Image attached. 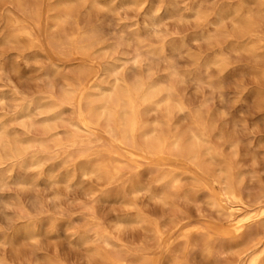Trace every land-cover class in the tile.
<instances>
[{"label": "clouds", "instance_id": "9594fccd", "mask_svg": "<svg viewBox=\"0 0 264 264\" xmlns=\"http://www.w3.org/2000/svg\"><path fill=\"white\" fill-rule=\"evenodd\" d=\"M46 2L29 0L23 25L28 31L13 29L8 36L0 32L3 38L0 60L7 52L17 51L19 55L13 57L16 65L22 61L26 69L57 68L51 58L26 55L39 50L35 41L22 45L18 39L19 35H39L33 28ZM190 2L193 7H187L189 0H185L184 11L201 22L202 31L194 34L191 45L181 41L174 47L171 58L160 53L169 76L167 98L185 123L196 122L197 133L189 128L186 135L198 134L209 155H220L227 147L229 154L235 156L243 146L242 137L250 134L246 117L264 113V0ZM72 7L85 10L81 21L88 25L91 10L97 4L96 0H79ZM158 15L159 10L149 19ZM73 19L71 14L60 13L54 21L56 27L47 31V47L52 57L62 58L72 47L63 26ZM159 27L153 25V30L159 31ZM13 70L18 72L19 68ZM252 144L253 141H248L247 147ZM168 151L174 153L175 148ZM179 158L193 162L190 154H181ZM58 159L53 156L40 162L33 158L35 162L26 172L37 175L29 181L12 186L0 182V264H83L78 253L90 252L93 246L116 251L112 241L117 237L108 227L126 231L130 224L143 226L145 231L142 246L122 249L126 256L150 253L158 257V264H225L227 241H213L211 234L200 230L172 247L170 240L160 242V234L144 215L145 210L149 211L161 222L171 221L178 227L190 212H200L206 206L208 197L204 201L199 199L203 178L185 175L180 165L170 168L167 163L141 165L136 161L125 163L115 174L93 161H84L79 169L82 179L77 181L75 170L61 177L62 172L73 169L81 159L75 155L66 156L58 169L52 168L45 174V167ZM249 168L244 163L235 164L240 183L257 179L255 171H248ZM93 179L99 183H88ZM208 182L211 183L210 177ZM121 209L139 215L108 219ZM121 264H144V261L126 259Z\"/></svg>", "mask_w": 264, "mask_h": 264}, {"label": "bare ground", "instance_id": "6f19581e", "mask_svg": "<svg viewBox=\"0 0 264 264\" xmlns=\"http://www.w3.org/2000/svg\"><path fill=\"white\" fill-rule=\"evenodd\" d=\"M16 1L22 8V14L11 16V26L20 32H26L28 29L23 25L26 23V11L29 10L26 6L29 2ZM149 1L153 6L150 17L159 10L158 16L149 19L148 25L152 29L153 25L161 26L163 17H174L181 6L175 0ZM143 2L144 0H123L122 5L139 8ZM74 3L75 0H66L64 14L74 16V7H72ZM46 7L40 9L39 21L33 28L34 33H38L37 30L42 27V14L47 11ZM114 11L113 9L112 12ZM188 16L195 18L191 12ZM103 32L97 25L85 31L68 32L72 43V47L67 52L70 57L81 54L93 57V62L95 57H102L100 70L94 65H86L87 63L78 67L68 66L65 77L66 90L62 98L58 99L52 93L41 98L15 95L10 99L12 102L10 106L15 108V114L6 117L5 114L0 113V182L6 181L10 184L8 173L15 169L21 175L13 182L14 184L28 181L25 177L26 169L35 162L33 158L43 162L53 156H63L62 160L68 155L81 157L71 170H75L76 173L79 172L81 163L93 159L96 161L95 164L103 166L112 174H115L125 163L132 161L141 165L143 160L147 161L148 165L167 163L170 168L180 165V171L185 175L204 179V187L199 199L204 201V198L208 197V200L205 201L206 206L200 212H190L188 218L180 222L178 227L170 222V227L163 229L157 221L151 220L153 230L161 236L160 242L170 240L171 246L176 247L184 237L203 230L204 233L211 234L213 241H227L224 249L228 254L225 264H253V262L264 264V180L260 177L258 186L253 184L255 181L249 179L240 183L235 169V164L241 163L239 150L235 156L227 155L225 149L220 155L215 153L209 155L208 149L203 146L205 142L198 134L186 135L189 128L192 133H197L195 121L187 123L186 129H181L177 125L178 119L176 122L174 115L178 113L165 91L168 80L165 82L154 77L152 64L151 67L150 64L147 67V63H150L148 61L163 60L160 56L161 52L171 58V55L166 54L165 43L158 48L153 47L145 43L140 33L134 32L131 42L138 43V47L135 48L132 56H124L118 50L121 45L129 43L127 38L116 34L113 43H102L100 40L103 39ZM20 38L26 40L27 44L35 41L38 49L57 65L52 73L60 76V67L40 35H19L18 39L21 40ZM99 43L102 45L98 46ZM174 47L176 45L172 46V50ZM143 48L144 51L141 50ZM142 56L148 60L145 62L146 65L143 63L142 65L151 68V74L148 75L149 70H147V76H138L132 82H128L121 67L129 64L134 69L137 68L141 64ZM46 74L48 75L49 72L46 71ZM165 79H169V76L167 75ZM6 99L4 91H0V104L6 106ZM66 111L70 112V117L63 116ZM151 112L155 113L156 119L149 123L147 115ZM39 116L42 117L38 119ZM150 117L153 118L151 114ZM181 118L184 119L183 116ZM35 130H41L43 136L35 137L32 134ZM170 147L175 148L174 153H169ZM149 152L154 155H148ZM181 154H190L193 162L180 159ZM209 177L211 183L208 182ZM191 218H197L199 221L192 223ZM109 228L108 231H115ZM116 232L119 234L120 231ZM116 237L117 239L112 241L115 252L104 250L102 247L93 249L92 254L101 259L100 263L121 264V261L126 259H143L144 264H158V257L150 253L143 256L140 253L126 256L122 249H128V246L124 244L123 237ZM209 243L211 244V241Z\"/></svg>", "mask_w": 264, "mask_h": 264}, {"label": "rangeland", "instance_id": "374dc122", "mask_svg": "<svg viewBox=\"0 0 264 264\" xmlns=\"http://www.w3.org/2000/svg\"><path fill=\"white\" fill-rule=\"evenodd\" d=\"M122 1L123 0H96L97 7L91 10L90 23L88 25H85L81 21V17L84 15L85 10L84 9L78 10L74 8L73 15L75 17L73 16L74 19L71 21L70 24L64 25V30L69 33H72V32H77L79 30L85 31L89 29L90 27L97 25L101 29L102 32L103 31L105 32V34L104 32L102 33L103 39L100 40L102 43H113L114 40H116L114 38L116 34L123 35L125 38H127L129 43H125L121 45L119 47L118 52L120 54H123L124 56H132V54L134 53L133 51H135V48L138 47V43L133 42V41L131 42L132 36H133L132 34H134V32L140 33V35L143 36L142 38L145 39V43L150 44L153 47L158 48L162 45V43H165L167 51H168V52L166 51V54L172 55L173 45L177 46L182 40L188 43L189 45H191V41L193 39L194 34H198L200 31H202V27L200 25L201 22L197 21L193 17L191 18L190 16H188L189 12L184 11L183 5L185 4V0H175L178 4L180 3L181 6L180 5H179L180 7L178 6L180 9L176 11V15L172 18L163 17V23L161 24L160 31L158 32H155L148 25L150 22L149 21L150 13L153 9L151 1L144 0L143 4L139 8L138 6H130L131 8L129 6L127 7L123 6ZM78 2L79 0H75V3L73 5L77 4ZM16 3H17L16 0H0V32H4L5 36L12 34L13 29H14L11 26V22H10L11 16H14V15L17 16V15L22 14L21 13L22 8L19 7L18 3L17 4ZM45 6H47L46 7L47 11L42 14V21H43L42 27L40 30L38 29L37 32L39 33L40 37H42L41 39L45 41L43 43L47 44V36L44 33H47L49 29L56 27L54 21L60 13H65L66 0H48ZM187 7L189 8L193 7L190 0H189V3L187 4ZM113 9L115 10L114 12H112ZM161 14L163 15L162 10H161ZM110 17H112L113 20L112 18L110 19ZM179 19H181V21ZM184 21H188V22L185 23ZM146 24H147V27H145ZM66 28H68L69 30ZM111 28H113V30ZM61 38L62 37H60V39ZM20 39L21 40L19 41L22 45L27 44L26 40H24L23 38H20ZM2 40L3 38L0 37V41ZM101 45L102 44L98 46H101ZM141 50L144 51L145 49L143 48ZM18 55L19 53L17 51H9L4 55L3 60H0V66H2V69H3L2 74H0V91H4V94L7 96V99L5 101L6 106L0 104V113L5 114L6 117H11L16 112L15 108L10 106V103H12L10 99L14 97L15 95L26 97V98H41L43 96L46 97L49 93H52L55 95V97L60 99L62 98L64 90H66V78L65 77H66V72H67L66 70L68 66L72 67L73 65V67H78L79 65H83L87 63L86 65H94L96 69L100 70L102 66L101 60H103L102 57H95V60L93 62L92 61L93 57L83 56L81 54H75L77 56L73 55L72 57H70L69 53H67L62 58H55L56 63L60 67L61 74L60 76H58V75L53 74L52 73L53 70H50L49 68H45L43 71H40V69L35 68V67L32 69H26L24 68L22 61L18 65H16L15 61L13 60V57L18 56ZM26 55L27 56H38L40 58H47L45 54L41 52L40 49L36 50L35 52H28L26 53ZM140 60H141V64L135 69L131 67L129 64L128 66L125 65L121 67V71L122 72L124 71L123 73L126 75L128 82H132L138 76L144 77L146 73L148 72L147 70H149L147 74L150 75L153 70L152 75L154 77H158L161 80H164L165 82L166 80H168L167 83H169V79H165L167 78L168 74L165 70L166 66L163 63H161L162 60L152 62V61L146 60V57L144 56H142ZM147 61L150 62V63H147V67H149V64L151 67V64H152V68H153L152 70L151 68L149 69L146 66H144L146 65L145 62ZM142 63L144 65H142ZM14 67H18L19 71L18 72L14 71L13 70ZM46 71L49 72L48 75L46 74ZM87 81L88 80H86V82ZM237 111H239V109H237ZM150 114L153 118L150 117ZM63 116L70 117L71 114L70 112L66 111ZM160 116H158V118H160ZM41 117L42 116H39L38 119H40ZM147 119L149 120L148 121L149 123H152L156 119L155 113L154 114H152V112L149 113V115H147ZM174 120L178 121V122L176 121L177 125H179L181 129H186L187 125L190 123V122H188V124L185 123L184 121L185 119H182L181 115H178V114L174 115ZM246 120H247L248 129H249L250 134L242 137L243 146L239 149V160L241 161V163H244L250 166L248 171H255V173L257 174V179H256L257 181L255 180L253 184L255 186H258L259 185L258 180L261 178H262L261 180H264V147H261V145L264 144V113L255 112L253 115L247 116ZM32 134L35 137L43 136L41 130H35L32 132ZM248 141H253L251 148L247 147ZM216 142L219 143V141H216ZM224 149H223L224 152L227 155H230L229 149L227 147H225ZM62 157L63 156H60L59 159L55 162V164L46 166L43 172L47 174L49 170L52 168L58 169L63 161ZM93 162L96 163L94 159H93ZM141 162L143 165L148 164V162L145 160ZM71 170L72 169H67L65 170V172H62L61 177L65 176L66 172L71 171ZM20 175L21 174L17 169L9 172L8 178H9V181L11 182L9 185L10 186L16 185L13 182ZM35 175H37V173L27 172L25 177L29 181ZM76 179L77 181L82 179L79 172L76 173ZM88 183H99V181H96L95 179H93V181H90ZM41 184H43V181H41ZM10 195L11 193L6 194L5 198H8ZM191 213H193V211ZM117 215H119L120 217H126V216L136 217L138 213L134 211L133 212L127 211V209H121L118 212L111 213L108 219L114 220ZM144 215L148 219L150 218V220L152 221L153 220L157 221L163 229H167L171 225L170 224L171 221H169L168 224H165L159 220V217L152 216L151 212L149 211L145 210ZM191 221L192 223H194V222H198L199 220L197 218H191ZM130 225H127L128 227L126 226L128 230L120 231L119 234L116 231H113V232H115L114 234L116 236L118 237L120 236V238L123 237L124 240L123 239L122 240L124 244L128 246V248H133L134 246H142L143 244L142 236H144V231H145L144 227L142 226L141 228L135 225L136 226L135 228V226H133L134 224H130ZM112 229L115 230L112 227L109 228V230L111 231ZM131 234L134 237L131 236ZM128 236H130L131 238L130 237L127 238ZM134 239L137 242L134 241ZM134 242L136 245L133 244ZM93 249H95L94 246H93ZM55 250L56 249L54 248L53 251ZM92 251L78 253V255H80L83 258V264H99L101 262V259L99 257H95L92 254Z\"/></svg>", "mask_w": 264, "mask_h": 264}]
</instances>
